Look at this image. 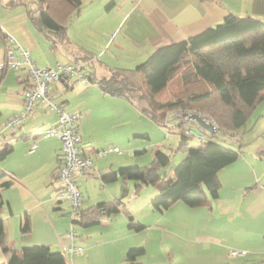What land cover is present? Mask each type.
I'll return each instance as SVG.
<instances>
[{"label":"rangeland","instance_id":"1","mask_svg":"<svg viewBox=\"0 0 264 264\" xmlns=\"http://www.w3.org/2000/svg\"><path fill=\"white\" fill-rule=\"evenodd\" d=\"M36 7V2L29 0L26 1L25 5L15 6L12 9V17L15 20L9 23L16 27L23 36L21 39L26 42V47H23L24 45L21 47L27 52L29 51L32 61L39 68H47L56 62H65L67 49L62 50L63 52H52V40L49 39L46 32H39L29 19L27 9L33 11V15L37 16ZM21 13L27 18L24 23L20 22L19 19ZM92 68L91 65L84 68L86 77L93 73ZM118 69L134 70L135 68L123 67ZM26 75L25 71L24 76L26 77ZM178 90L177 80H174L168 85L164 95L161 94L157 100L168 99L173 92L177 93ZM52 95L56 101H65L67 111L78 115L77 125L82 137V145L88 146L93 150L92 152L109 147H115L119 150L120 154H110L105 159L94 160V166L98 172L105 171L107 173L108 170L106 169H109L111 165L116 166L115 170L133 166L142 169L147 168L153 161L154 153L161 151L172 158L170 165L159 171V176L163 178L164 176H171L173 168L184 157L182 151H177L179 137L174 133L175 131L159 127L138 108L139 105L145 106L148 103L146 96L144 100H140L135 94L132 103L123 98L105 95L96 85L82 81L75 82L72 89L69 90H61L58 87V90H53ZM187 108V111H177L183 117L179 114H175V116L169 114V119L174 117L175 120L171 122L172 125L178 121H184L185 115L190 113L203 118L209 117L207 114L212 115L213 112V116L218 119L227 118V113L219 107L214 98L196 105L189 104ZM33 112L28 116V122L22 128L31 127L32 136L41 135L50 128L48 116L42 111H38L37 115ZM49 112L47 111L46 114H51ZM164 113L166 112H157V114ZM209 119L212 120H207L209 123L216 124L213 118L210 117ZM188 129L191 130V139L187 142L189 147H198L202 138L208 139L195 125L188 124ZM18 130L12 133L16 134L15 138L19 137L20 132ZM234 134V137L230 136L225 128L216 133L217 141L230 149L239 150L241 156L218 176L221 182L219 199L211 201L212 209L210 211L207 209L196 210L186 206L184 208H189L187 209L189 213H186L179 211L174 206L160 213L155 211L151 205V201L159 195V192L152 186L142 185L136 195L135 182L122 177H118L115 182L106 186L102 184L97 172L81 179L78 185L79 191L84 197L83 209L114 199L120 200L122 206L118 215L102 221L99 225L91 227L73 225L76 240L90 241L98 246L102 243V247L95 249V254L92 252L93 254L88 260H86L89 255L87 248H85L84 253L79 254L76 258L83 257L86 260L84 261L85 264H123L121 259L125 258L131 249L130 247L136 249L137 245L141 243L140 245L146 254L139 256L135 263L179 264L184 258L180 254L169 252L176 249L177 243L172 244L169 239L172 238L171 235L180 238L186 237V233L181 230L182 227L179 225L181 221L198 228L209 225L212 228L229 230L235 234L236 238L233 243L222 241L220 245L217 243L198 245V248H201L207 257L203 260V264H264V197H262V207L251 210L249 204L256 193L253 196H248L250 192L256 190H258V195H264V100L259 102L251 112L244 127L235 131ZM9 144L15 146V151L0 162V170L6 172V175L4 174V177L0 179V184L13 177L16 182L22 183V186L31 188L28 190L34 191L32 197L39 204L44 218L40 214L28 213L31 218V231L24 234L18 227L16 217L10 215L9 209L14 215H23L26 213V209L31 206L32 199L26 198L21 188L13 187L3 191L0 198V202L2 201L1 216L6 224L7 245L16 251L25 247L48 245V243L55 241L57 235H66L69 231L72 225L67 214L69 206L67 202L56 204L57 200L53 187H61L60 181L52 183L51 179L50 183H41L42 162L25 156L27 152L25 144H39V150L41 144L57 143L52 138H42L38 143L18 138L17 140L11 139ZM55 168L56 166L51 170L50 175H53ZM257 178L258 183H255ZM153 191L156 193L148 197L147 194ZM50 193H52L51 196ZM206 197L209 198L208 194ZM177 204L184 206L181 202ZM55 208L60 210H54ZM127 215L144 227L143 234L139 235L127 230ZM158 218H162L160 219L162 221L157 224ZM44 219L49 224L44 223ZM55 219L59 220V225L55 226L57 230L55 227L53 228L52 224ZM188 236L190 237V234ZM127 245L129 246L128 250L119 258L121 248L127 247ZM104 251L107 255L109 252L114 253V260L112 257L108 259V257L102 256L101 258L100 256L102 252L104 254ZM231 251L245 252V255L240 258L228 257ZM169 254L171 261L168 259ZM3 258L4 254L0 249V264H2ZM70 261L69 259L68 262L70 263Z\"/></svg>","mask_w":264,"mask_h":264},{"label":"trees","instance_id":"2","mask_svg":"<svg viewBox=\"0 0 264 264\" xmlns=\"http://www.w3.org/2000/svg\"><path fill=\"white\" fill-rule=\"evenodd\" d=\"M35 1L38 3V16L33 18L29 12V18L39 32L55 35L51 39V49H57L56 42L69 44L63 22L78 14L80 0H62L69 7V14L63 22L51 15L45 0ZM20 5H24V0H8L5 4L7 8ZM73 61L88 59L79 57ZM174 80H177L179 87L177 93L173 92L168 99L157 100ZM90 83L105 95L123 98L132 103L133 95L137 94L140 100H144L146 96L148 103L145 106L139 105L138 108L159 127L174 130L179 137L177 151L184 153L182 161L173 168L171 176H159V171L168 167L172 158L156 151L149 167L118 168L106 175L102 174V184L106 186L122 177L135 182L136 195L142 185L152 186L159 195L151 201V205L160 213L177 202H182L189 208L208 207V202L219 196L221 183L218 173L241 156L239 150L230 149L217 141L216 133L225 128L234 137V132L244 127L251 112L264 100V22L252 17L228 15L220 24L186 41L156 49L134 70L109 69L106 77L90 79ZM211 98L227 113L226 119L214 117L213 112L212 115L205 113L209 117L203 119L209 121L211 117L216 123L214 126L217 130L214 134H206L195 122L189 121L188 116L184 117V121L171 124L175 120L174 117L169 119V114L175 116L180 110L187 111V105L210 101ZM61 105L65 107L64 103ZM164 111L166 113L157 114ZM179 115L183 117L182 114ZM188 124L195 125L208 141H200L198 147H189L187 142L191 135L187 134ZM9 152L10 150H6L1 153L0 161ZM3 177L4 174L0 171V179ZM10 187L9 181L0 184V198L1 193ZM121 206L122 202L116 199L98 203L88 209L81 208L70 221L72 225L83 227L99 225L118 215ZM1 209L0 202V245L3 253L8 256L7 264H68L61 252H52L45 245L25 247L20 251L7 247L3 242L5 223ZM9 212L11 213L10 210ZM127 229L137 233L144 230V227L128 216ZM143 254V249L129 250L124 264H134Z\"/></svg>","mask_w":264,"mask_h":264},{"label":"crops","instance_id":"3","mask_svg":"<svg viewBox=\"0 0 264 264\" xmlns=\"http://www.w3.org/2000/svg\"><path fill=\"white\" fill-rule=\"evenodd\" d=\"M7 1L8 0H0V133L4 123L13 116L19 115L23 110L25 89L24 72L26 71L24 69L16 70L5 66L7 57L10 54L17 60H20L19 51L12 46L10 41L11 39L15 41L20 48H22L21 46L23 45V47H26V42L22 40L23 36L20 32H18L16 27L11 26L9 23L13 22L15 19L12 17V9L14 8H7L5 6ZM26 1L29 0H24V5ZM35 2L37 5L35 12H37L38 16V3L37 1ZM45 2L47 7H49L51 15H53L58 21L63 22L64 18L68 16L69 7L62 0H45ZM80 2L81 4L78 14L73 17H68V19L63 22L65 35L69 44L66 45L65 43L61 44L60 42H56L57 49L52 52L67 49L66 61L62 63H68L79 57L87 58L88 61L82 62H89L88 66L91 65L93 67V73L89 74V79L104 78L108 75L109 69L123 67L131 69L136 68L140 64L144 63L156 49L181 41H186L189 38L196 36L201 32L216 26L217 24H220L228 15H234L240 18L252 17L264 22V0H80ZM29 12L33 18L37 17L33 15V11L27 9L28 17ZM20 15V22H26V16L22 13ZM46 34L50 40L55 38V35L51 36L47 32ZM56 63L47 67H53ZM58 87H60L61 90H69L72 89L73 85H66L65 83L60 82L53 85L52 90H58ZM54 102L56 104H65V101L60 102L55 100ZM64 106L66 109V105ZM34 111H36L33 112L35 115H37L36 113H38V111H42L46 116H48L50 128L56 127L57 116L54 112H49V110L41 105L36 107ZM47 111L51 114H46ZM27 120L22 124V126L28 122ZM22 126L18 130V132H20L18 135L19 137L16 138V134H12L8 131L2 132V136L0 137V154L6 150H10L3 160L15 151V146L13 144H9L11 139L17 140L18 138H22V140H31L33 142L36 141L37 143L42 139L40 138L41 135H31V127L22 128ZM55 141L57 144H41L42 146L39 150V144H25L27 147L25 156L35 158L36 160H40V162H42L43 175L41 177V183H50L52 178L50 172L55 166H57L60 155V142L57 139H55ZM32 147H35V151L34 153L29 154ZM83 147L86 151H88V153L93 151L88 146H85V144ZM136 155H138L137 152ZM231 165L221 170L217 177ZM114 168H116V166L113 167L111 165L109 169H106L108 170L107 173H105V171L100 172H102L103 175H106L109 172L114 171ZM1 172L6 175L4 170ZM9 182H11V187L9 189L13 187L21 188L25 193L26 198L32 199L31 206L26 209V213L23 215H14V213L12 214V212H9L10 215L16 217L19 229L24 232V234L29 233L31 231V218L28 213H34L37 215L40 214L42 218H44V214L40 209L39 204L32 197L34 191H31V194L28 190L31 188L22 186V183L18 181L16 182V179L13 177L9 179ZM255 183H258V178L255 180ZM53 188L56 195L58 188L55 186ZM155 193L156 191H153L147 194V196H152ZM257 193L258 190L248 194L249 197L255 194L249 204L250 208H252L251 210H255L257 207H262L261 202L264 195L261 196ZM51 195L52 193H50V196ZM218 199L219 196L216 200H210L208 202V207L203 206L193 209L202 211L207 209L210 211L212 209L211 201H217ZM58 203L59 202L56 204L58 205ZM177 203L173 204L170 208L175 206V208H178L179 211L189 213V210H187L189 208H184L186 206L182 202L181 203L184 206H179L180 204ZM54 210L60 209L55 208ZM160 219L162 218H158V220H156L157 224L162 221ZM44 223L49 224L45 219ZM52 224L53 228L58 226L59 220L55 219ZM179 225L182 227L181 230L186 233V237L180 238L178 236L171 235L172 238L169 239L172 244L177 242L176 249H174V251L170 250L169 252L180 254L184 258V260L179 264H203V260L207 257L203 254L202 249L198 248V245H202L204 243H217L220 245V242L222 241L233 243L236 238L235 234L229 230H220L218 228H212L209 225L198 228L195 225L192 226L191 224L183 223L181 221ZM55 230H57L56 227ZM142 232L143 230L137 233L141 235L143 234ZM188 234H190V237ZM7 238L8 236L4 233L3 242L7 247H9L7 245ZM69 244L70 242L65 238V235L60 234L57 235L55 241L48 243V245L45 246H48L52 252H61V246H69ZM74 244L76 247L82 249L80 254L84 253L85 248L88 249L89 255L86 260L91 258L95 249L102 247V243L98 246L96 244H92L90 241H84L82 239H75ZM140 244L137 245L136 249H143ZM128 248V245L127 247L121 248L119 258L122 254H125ZM130 248V250H132L133 247ZM0 249L3 253L1 245ZM145 254L146 252L144 250L143 255ZM78 255L79 254L67 256V261H69V259L71 260L68 264H85L84 261L86 260L83 259V257L76 258ZM102 256L108 257V259L112 257L114 260V253L109 252L107 255L104 251V254L102 252L100 257L102 258ZM168 257L169 261H171L170 254ZM228 257L231 256L228 254ZM237 257L240 258L243 256ZM7 259L8 256L4 254L2 264H7ZM125 259L126 256L124 259H121L123 260V264L125 263Z\"/></svg>","mask_w":264,"mask_h":264},{"label":"built area","instance_id":"4","mask_svg":"<svg viewBox=\"0 0 264 264\" xmlns=\"http://www.w3.org/2000/svg\"><path fill=\"white\" fill-rule=\"evenodd\" d=\"M10 41L12 46L18 49L20 60L10 54L7 57L5 66L16 70L24 69L27 75L24 80L23 110L19 115L13 116L4 123L0 137L4 131L14 133L19 129L39 105L56 114V127L45 130L41 137L44 139L55 138L60 142V155L51 179L52 183L55 181L62 183V186L57 189L56 200L59 203H68L69 212L67 214L72 220L84 203V197L79 191L78 184L80 180L96 172L99 177L102 176L100 171H96L94 160L105 159L110 154L120 153L115 147L88 153L81 144L82 137L77 125L79 121L78 115L72 114L61 104L54 102L55 97L52 95L53 85L60 82L66 85H73L77 81L90 83V79L85 76L84 72V68L89 62L70 61L68 63H56L53 67L39 68L32 61L29 52L20 48L12 39ZM215 130H217L216 127ZM224 132L226 133V131ZM187 134L191 135L190 129L187 130ZM205 140L208 141V139L202 138L201 142H205ZM34 151L35 147H32L29 154L34 153ZM65 238L70 242L69 246H61V253L66 258L82 252V249L74 244L76 232L73 225L70 226ZM229 255L237 257L244 256L245 253L231 251Z\"/></svg>","mask_w":264,"mask_h":264},{"label":"water","instance_id":"5","mask_svg":"<svg viewBox=\"0 0 264 264\" xmlns=\"http://www.w3.org/2000/svg\"><path fill=\"white\" fill-rule=\"evenodd\" d=\"M185 116H188L190 120L195 122L207 134H214L216 132L214 125L212 123L207 122L201 116L196 114H187Z\"/></svg>","mask_w":264,"mask_h":264}]
</instances>
